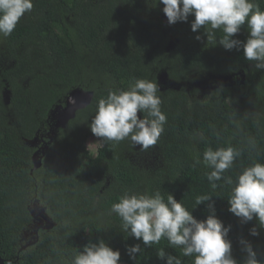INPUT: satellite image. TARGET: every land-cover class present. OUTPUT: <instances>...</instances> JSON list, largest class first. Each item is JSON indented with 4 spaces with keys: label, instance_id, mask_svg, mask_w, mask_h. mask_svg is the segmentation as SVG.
Returning <instances> with one entry per match:
<instances>
[{
    "label": "trees",
    "instance_id": "16d2710c",
    "mask_svg": "<svg viewBox=\"0 0 264 264\" xmlns=\"http://www.w3.org/2000/svg\"><path fill=\"white\" fill-rule=\"evenodd\" d=\"M255 2L264 10V0ZM163 7L155 0H34L33 11L13 33L0 37V253L5 264H68L89 241L101 239L120 250V264H166L157 256L160 249L194 264V256L184 257L166 239L146 247L127 237L111 211L125 191L157 190L165 199L171 193L183 200L198 220L210 212L207 202L196 207V196L213 195L216 216L231 225L233 257L240 264L246 259L243 238L264 264V228L255 218L242 224L228 211L230 186L219 181L221 187L213 190L205 176L211 169L194 165L209 146L242 151L225 173L233 179L253 163H264V70H256L242 48L208 45L203 28L191 30L194 16L169 25ZM222 35L217 31V40ZM248 35L245 24L235 38L246 41ZM136 79L160 85L167 123L158 145L142 152L125 140L99 145L93 153L88 125L99 99L109 90H127ZM76 90L92 93L91 102L57 127L58 109ZM37 151L41 165L35 168ZM35 205L50 221L40 217L41 228ZM253 226L259 236L250 235ZM137 243L143 252L133 260L127 248Z\"/></svg>",
    "mask_w": 264,
    "mask_h": 264
},
{
    "label": "clouds",
    "instance_id": "9594fccd",
    "mask_svg": "<svg viewBox=\"0 0 264 264\" xmlns=\"http://www.w3.org/2000/svg\"><path fill=\"white\" fill-rule=\"evenodd\" d=\"M163 4V13L169 25L177 22H191L195 33L203 28L207 44L217 43L225 50L243 49L244 58L255 62L256 70H264V10L255 0H155ZM34 8V0H0V37H8L21 19ZM247 25L249 35L246 41L237 37L242 26ZM217 31L223 33L217 40ZM197 40L202 36L197 35ZM161 88L157 80L136 79L127 90H109L106 98L99 99L96 113L88 125L91 133L103 147L109 143L129 140L133 148L146 152L158 145L165 131L167 115L162 111ZM69 103L76 104L73 97ZM250 144H255L250 141ZM242 151L233 146L206 147L202 159L194 158V165H203L211 171L205 172L213 190L221 187L217 182L230 186L227 197L228 211L240 219L242 224L258 221L264 228V163H253L244 168L233 179L225 173L233 168ZM213 195L202 194L195 198L196 207L207 202L210 214L198 220L192 211L177 201L173 194L164 195L157 190L153 194L125 191L111 211L122 221V230L127 237L142 241L146 247L159 244L166 239L173 248L181 249L184 257H193L194 264H240L232 255V241L228 238L231 225L225 226L216 216ZM195 207V208H196ZM194 209V208H193ZM250 235L259 236L256 226ZM241 250L246 259L243 264H261L252 244L241 238ZM143 249L139 243L129 246L127 253L133 260ZM157 256L166 264H183L164 249ZM121 252L113 249L101 239L98 243L89 241L68 264H120Z\"/></svg>",
    "mask_w": 264,
    "mask_h": 264
},
{
    "label": "water",
    "instance_id": "95a60500",
    "mask_svg": "<svg viewBox=\"0 0 264 264\" xmlns=\"http://www.w3.org/2000/svg\"><path fill=\"white\" fill-rule=\"evenodd\" d=\"M165 77H166V75L163 74L161 76V79H164ZM69 97H73L76 100V104L72 105L69 103V100H67L66 106L58 109L57 114L55 115L57 127L65 126L69 122V120H71L75 117L76 112L79 109L86 107L91 102L92 93L81 92L80 90H76V91H73ZM52 134H54V130H52ZM44 153H45V151L43 152V154ZM38 154H39V151H37L33 156L35 168H38L41 165V159L38 157ZM32 212H33V215L35 216V219L40 220L36 224L37 228L43 227L45 222L42 219L46 220V224L50 223L49 219L43 214V212L41 210H33L32 209ZM40 217H42V219H40ZM0 264H5V260L1 256V253H0Z\"/></svg>",
    "mask_w": 264,
    "mask_h": 264
},
{
    "label": "rangeland",
    "instance_id": "374dc122",
    "mask_svg": "<svg viewBox=\"0 0 264 264\" xmlns=\"http://www.w3.org/2000/svg\"><path fill=\"white\" fill-rule=\"evenodd\" d=\"M237 74L239 75H244L245 73H243V71H239L237 72ZM245 79V78H244ZM251 110H259V108H251ZM100 145V142L97 141V138L96 137H91L88 141H87V146L89 148L90 151H92L93 153H96L97 152V149ZM33 210H38L37 209V206H33Z\"/></svg>",
    "mask_w": 264,
    "mask_h": 264
}]
</instances>
